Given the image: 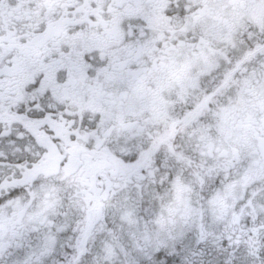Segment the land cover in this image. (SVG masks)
<instances>
[{"label": "snow or ice", "instance_id": "obj_1", "mask_svg": "<svg viewBox=\"0 0 264 264\" xmlns=\"http://www.w3.org/2000/svg\"><path fill=\"white\" fill-rule=\"evenodd\" d=\"M0 264H264V0H0Z\"/></svg>", "mask_w": 264, "mask_h": 264}]
</instances>
